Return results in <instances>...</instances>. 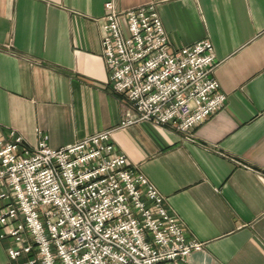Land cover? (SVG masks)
<instances>
[{
    "label": "crops",
    "instance_id": "crops-1",
    "mask_svg": "<svg viewBox=\"0 0 264 264\" xmlns=\"http://www.w3.org/2000/svg\"><path fill=\"white\" fill-rule=\"evenodd\" d=\"M108 0H0V135L59 147L134 109L110 86L101 20ZM154 2L170 49L207 37L227 101L193 127L131 121L113 141L147 174L204 249L191 263L264 264V0ZM0 237V264H15Z\"/></svg>",
    "mask_w": 264,
    "mask_h": 264
},
{
    "label": "built area",
    "instance_id": "built-area-1",
    "mask_svg": "<svg viewBox=\"0 0 264 264\" xmlns=\"http://www.w3.org/2000/svg\"><path fill=\"white\" fill-rule=\"evenodd\" d=\"M104 8L110 86L134 112L59 147L46 134L35 146L15 130L0 135V237L15 264H193L188 255L204 249L112 135L147 120L191 139L227 101L213 43L203 37L171 50L154 2L123 9L108 0Z\"/></svg>",
    "mask_w": 264,
    "mask_h": 264
}]
</instances>
